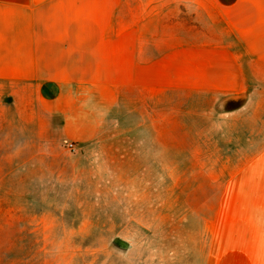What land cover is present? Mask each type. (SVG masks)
<instances>
[{"label": "crops", "instance_id": "1", "mask_svg": "<svg viewBox=\"0 0 264 264\" xmlns=\"http://www.w3.org/2000/svg\"><path fill=\"white\" fill-rule=\"evenodd\" d=\"M134 90L211 96L205 264H264V0H0V133L85 144Z\"/></svg>", "mask_w": 264, "mask_h": 264}, {"label": "rangeland", "instance_id": "2", "mask_svg": "<svg viewBox=\"0 0 264 264\" xmlns=\"http://www.w3.org/2000/svg\"><path fill=\"white\" fill-rule=\"evenodd\" d=\"M210 97L129 91L85 144L22 117L5 128L0 264H205V171L239 150L219 147Z\"/></svg>", "mask_w": 264, "mask_h": 264}, {"label": "water", "instance_id": "3", "mask_svg": "<svg viewBox=\"0 0 264 264\" xmlns=\"http://www.w3.org/2000/svg\"><path fill=\"white\" fill-rule=\"evenodd\" d=\"M114 244L117 245L122 250L128 249V247H129V243H127L126 241H124L120 238H116L114 240Z\"/></svg>", "mask_w": 264, "mask_h": 264}, {"label": "built area", "instance_id": "4", "mask_svg": "<svg viewBox=\"0 0 264 264\" xmlns=\"http://www.w3.org/2000/svg\"><path fill=\"white\" fill-rule=\"evenodd\" d=\"M67 145H68V147H69L70 149H74V148H75V145H74L73 142H69V143H67Z\"/></svg>", "mask_w": 264, "mask_h": 264}]
</instances>
